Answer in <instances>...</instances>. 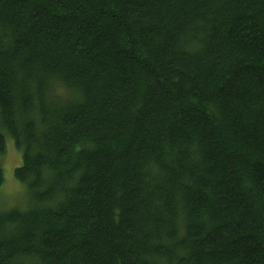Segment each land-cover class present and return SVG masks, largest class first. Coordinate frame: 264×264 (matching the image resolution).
Listing matches in <instances>:
<instances>
[{
    "label": "trees",
    "instance_id": "1",
    "mask_svg": "<svg viewBox=\"0 0 264 264\" xmlns=\"http://www.w3.org/2000/svg\"><path fill=\"white\" fill-rule=\"evenodd\" d=\"M0 264H264V0H0Z\"/></svg>",
    "mask_w": 264,
    "mask_h": 264
},
{
    "label": "rangeland",
    "instance_id": "2",
    "mask_svg": "<svg viewBox=\"0 0 264 264\" xmlns=\"http://www.w3.org/2000/svg\"><path fill=\"white\" fill-rule=\"evenodd\" d=\"M4 170L5 184L1 190L2 207L15 208L20 207L22 199L25 196L26 187L15 179V170L22 164V154L15 149L14 142L9 139L7 143V151L1 160ZM28 204V198L23 199Z\"/></svg>",
    "mask_w": 264,
    "mask_h": 264
}]
</instances>
